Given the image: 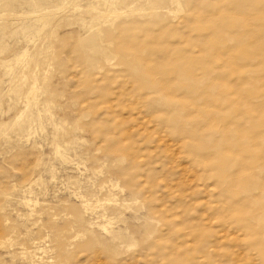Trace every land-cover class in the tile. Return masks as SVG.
Listing matches in <instances>:
<instances>
[{"label":"rangeland","instance_id":"374dc122","mask_svg":"<svg viewBox=\"0 0 264 264\" xmlns=\"http://www.w3.org/2000/svg\"><path fill=\"white\" fill-rule=\"evenodd\" d=\"M0 264H264V0H0Z\"/></svg>","mask_w":264,"mask_h":264}]
</instances>
